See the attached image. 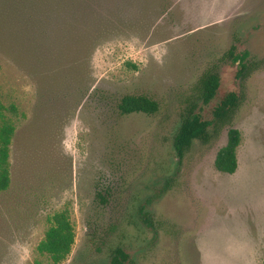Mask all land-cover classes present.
<instances>
[{"label":"rangeland","instance_id":"obj_1","mask_svg":"<svg viewBox=\"0 0 264 264\" xmlns=\"http://www.w3.org/2000/svg\"><path fill=\"white\" fill-rule=\"evenodd\" d=\"M85 4L82 27L98 39L75 82L41 85L0 52V101L20 113L11 184L0 192V264H47L36 246L47 218L63 210L75 237L61 264H103L115 246L136 264H264V0ZM233 45L261 68L242 83L230 175L214 168L227 128L181 160L172 142L206 69L219 66L223 92L237 89L235 68L222 62ZM124 95H146L159 110L121 117ZM97 185L111 188L106 206L94 201ZM92 229L106 236L97 250Z\"/></svg>","mask_w":264,"mask_h":264},{"label":"trees","instance_id":"obj_2","mask_svg":"<svg viewBox=\"0 0 264 264\" xmlns=\"http://www.w3.org/2000/svg\"><path fill=\"white\" fill-rule=\"evenodd\" d=\"M86 1L0 0L1 54L29 70L41 85L75 82L83 71V53L98 39L95 31L82 27L84 17L78 11L87 8ZM222 62L235 68L237 89L223 92L219 66L206 69L191 90V100L180 112L172 144L175 156L181 160L195 143L207 146L227 128V141L216 153L214 168L219 173L232 175L238 166L236 150L241 142L240 133L232 127V122L244 101L242 83L260 69L261 64L245 51L237 52L234 45L222 56ZM116 109L121 117L132 114L151 117L158 112L159 104L146 95H124L118 99ZM207 111L208 119L205 118ZM19 115L14 103L0 101V192L7 191L11 184L10 146ZM110 198V187H95L94 201L98 205L106 206ZM138 214L143 223L151 226V215L145 206H140ZM47 222L49 226L36 251L46 257L47 264H61L69 256L75 237L68 210L55 212ZM105 237L98 236L92 229L90 242L97 250ZM103 264L136 263L122 247L115 246L110 248Z\"/></svg>","mask_w":264,"mask_h":264}]
</instances>
